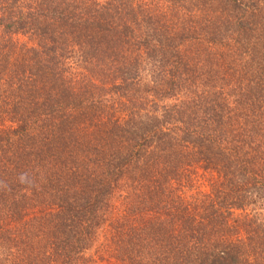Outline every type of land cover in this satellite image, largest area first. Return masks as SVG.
<instances>
[{
  "label": "trees",
  "instance_id": "trees-1",
  "mask_svg": "<svg viewBox=\"0 0 264 264\" xmlns=\"http://www.w3.org/2000/svg\"><path fill=\"white\" fill-rule=\"evenodd\" d=\"M0 264H264V0H0Z\"/></svg>",
  "mask_w": 264,
  "mask_h": 264
},
{
  "label": "rangeland",
  "instance_id": "rangeland-1",
  "mask_svg": "<svg viewBox=\"0 0 264 264\" xmlns=\"http://www.w3.org/2000/svg\"><path fill=\"white\" fill-rule=\"evenodd\" d=\"M199 184L202 185V190L209 189V184H208L207 178L205 180L204 179L200 180Z\"/></svg>",
  "mask_w": 264,
  "mask_h": 264
}]
</instances>
